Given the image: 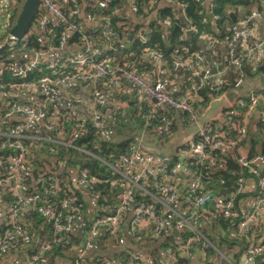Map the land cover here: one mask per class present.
Returning a JSON list of instances; mask_svg holds the SVG:
<instances>
[{"label":"built area","instance_id":"2783aa9c","mask_svg":"<svg viewBox=\"0 0 264 264\" xmlns=\"http://www.w3.org/2000/svg\"><path fill=\"white\" fill-rule=\"evenodd\" d=\"M113 0H101L102 5L108 6ZM156 0H154L155 2ZM175 3L181 12V17L188 21L185 16L186 4L180 0H168ZM154 2H152L154 4ZM158 2V1H157ZM205 6L210 12L213 6V0H204ZM130 8L134 13L139 12L138 0L130 1ZM120 11L115 10L118 14ZM212 12V11H211ZM48 13V15H47ZM81 13V0H39V17L38 24L35 25L39 35V41L47 49L34 50L33 59L27 63H20L22 59L12 60L11 57L16 53H25L28 49L29 30L13 48V53L0 57V94L2 92L31 93L37 99L34 102L22 100H6L4 105V116L8 118L13 114H24L26 121L13 125L9 131L0 130V138H6V141L0 142V151L8 148L19 150L17 156L0 155V219L5 218L8 224L15 227L12 231L7 229L0 236V258L4 253L12 249L13 239L18 236L27 239L29 232L26 228L18 226V222L24 211L38 212L46 216L47 220L52 221L56 228L62 230L65 234H71L75 230V223L81 216V210L75 203V197L71 192L74 187L82 189L83 192L95 201V209L92 215H89V228L85 233L84 247L78 252L74 264H82L85 256L95 248L96 240L114 238L120 247L129 256L128 264H154L155 258L151 257L136 249L135 245L127 243L129 239L139 241L141 235L153 234L157 231H166L174 235L173 242L164 252L159 264H176L178 257L198 258L199 264H234L227 258L209 239L208 234L201 228L202 220H209L216 210L225 217H231L234 214L236 193L242 192L246 186L244 177H239L237 181L238 191L227 195L226 193H215L208 187L200 175L191 171V165L204 164L208 158V151H214L218 148L222 150L234 149L236 142L227 141L225 135L220 133L212 135L214 130V121L210 120L204 127H199L197 133L185 140L177 150L176 162L171 160L155 163V156L152 153H143L140 150L138 141H133L129 146V152L123 155L116 163L105 162L112 171L115 178L111 181L116 185L115 195L109 199L104 195L99 202L100 194L97 190V183H105L110 180H101L91 176L86 169H76V185L72 183L70 171L67 170L63 161L58 162L54 171L45 176L39 177L34 184V192L37 195H25L22 191L24 188L22 173L33 170L32 163L26 159L28 147L23 143V139L33 140H50L58 142L68 147L84 149L77 147L72 143L87 126H92L101 137L108 136L114 126L119 122L120 116L116 110L109 115L106 111L107 100L103 96L101 88H95L92 93L93 109L88 118H80L74 104L67 99L63 87L71 82L79 81H102L105 86L112 88L119 94L131 92L128 84L133 88L145 94L151 101L152 110L144 116L143 125L145 129L155 128L154 133L159 139H171L174 136L175 126L173 120L165 116L164 123H157L155 111H175L184 115L181 119L189 124L196 123L199 125L204 111L208 108L212 100L220 99L225 92L232 87H238L246 80H253L254 85L245 92L234 105L222 110V121L225 122L229 109L235 105L247 106L244 123L237 126L241 135L246 134L247 126L245 119L252 117L256 111L258 115L264 117V110L257 109L259 103L264 98V82L256 86L260 75L264 78V73L260 72L264 66V35L261 33L259 22L263 19V14L254 12L253 14H243L239 10L233 13L235 21L231 26V35L226 42V48L229 56L228 64L236 68L234 85L224 89L223 83H216L213 77L224 71V65L217 57H211L212 51L219 44L220 40L215 36L198 30L195 26L188 23L187 28L180 39L183 40L186 35L192 33L199 34L202 41V47L192 56L178 58L172 66L168 64L164 53L155 49L146 47L144 54L149 57H155L162 61L157 68L155 78L148 81L142 74L136 70L112 66L113 59L107 57L106 52L109 49H115L109 42L96 40L93 35L86 32V25L83 20H78ZM17 17V16H16ZM210 17V16H209ZM81 18V17H80ZM2 19V20H1ZM16 19V18H15ZM11 4L9 0H0V26L7 28V32L13 26ZM87 21L101 22L104 26L102 29L103 36L109 40L110 37L118 39V34L110 26L108 16L98 17L92 11L86 14ZM104 22V23H103ZM166 25L167 30L172 26V21L166 19L161 21ZM63 25L66 27L67 34L61 38L59 44L53 43V34L47 35L48 25ZM99 28L94 29L97 31ZM77 33L80 42L70 43L71 35ZM150 30L139 28L134 30V37L142 43L149 39L147 34ZM190 33V34H189ZM8 35V34H7ZM6 35V36H7ZM6 38V37H5ZM5 40V39H4ZM3 40V41H4ZM3 42H0V45ZM70 43V44H69ZM123 47V44H120ZM72 49L74 52L65 60V54ZM28 53V52H27ZM47 55H53L49 60H42ZM12 60V61H11ZM40 61L46 62L49 75L36 81L24 80L18 83H12L5 80V70H12L14 77L24 78L28 72L38 66ZM167 67L173 72H181L186 78L184 86L181 88L179 95L173 94L167 85L166 75ZM71 68L70 70H68ZM209 88L211 100L203 111L195 107V103L201 101L199 93L204 88ZM54 106L58 115L60 111H66L74 119V131L70 139H66L63 133L61 117L53 116L49 113ZM156 119V120H155ZM175 122V120H174ZM175 125V124H174ZM32 127L42 128L43 133L32 134L29 129ZM236 160L243 167H247L249 172L257 180L258 192L254 197L252 209L245 212L239 223V231L243 235L251 229L258 226L260 210L264 208V169L257 167L258 162L264 163V155H257L249 159L243 155L236 156ZM214 166V163L210 164ZM215 168V167H213ZM67 180L66 195L61 198V210L56 211L55 206L47 200L42 199L47 192L56 193L55 187L60 188V178ZM52 183L50 185L42 186ZM223 183V182H222ZM104 191L106 188L104 187ZM184 192L189 199V208L180 210L176 207V200ZM11 193L14 201L8 208H4V196ZM136 194L140 199H136ZM175 232L179 235L176 236ZM186 233L190 236L183 237ZM123 236L124 241L121 240ZM105 237V238H104ZM175 246L177 251H173ZM49 249V244L43 242L40 246L39 254L32 256L31 260L35 261ZM207 250H213L215 255L207 254ZM264 252V244L255 245L250 243L245 251L251 261H256L258 253ZM110 255V256H109ZM101 264H123L121 260L113 257V254H104L99 258Z\"/></svg>","mask_w":264,"mask_h":264},{"label":"trees","instance_id":"16d2710c","mask_svg":"<svg viewBox=\"0 0 264 264\" xmlns=\"http://www.w3.org/2000/svg\"><path fill=\"white\" fill-rule=\"evenodd\" d=\"M88 1L91 2V5H93L90 11L98 17L108 16L109 24L118 34V39H113L112 37H110L109 40L106 39L102 33V29L104 27H100L95 32L93 31L94 29L86 27L87 34L93 35L97 41L102 40L106 43L109 42V44H112V46L115 47V49H109L106 52L107 57H111L113 59L112 66L114 68L121 67L133 69L139 74H142V70L140 68L141 66L148 67V63L144 61L143 58L146 47L155 48L163 52L165 59L170 66H172V63L176 59L192 56L199 49H201L202 41L199 34L192 33L191 35H186L183 40L180 39V37L184 35V28H187L188 23L195 26L200 31H205L215 36L221 43L226 44L231 35V26L233 25V20L228 11L229 9L235 10L238 17V10L242 9L243 14H253V9L255 8L258 9V12L262 13L264 17V0H213V6L210 9V12H208L204 0H180V2L186 4L185 16L188 21L181 17L179 9L165 7L158 15L159 19L152 21L148 27L142 23H138L134 26L135 30H138L139 28L150 30V33L147 34L149 37L148 41L146 43H142L134 37V29H132L128 24L130 21L125 14L127 0H113L108 6H99L100 10H98V6L94 5H102L101 0ZM157 1L159 0H156L155 2L154 0H138V7L140 10L137 15L146 17L149 13V9L152 7L151 5H157ZM152 2H154V4ZM21 3L22 0H16V5L12 10L13 20L16 18L21 9ZM116 9L120 11L118 14L115 13ZM38 15L39 11L37 12L33 27L30 29L31 33H29L28 36V49L25 53H32L34 50L45 51L47 49V47L38 39L39 35L36 30L37 26H35L38 24ZM77 19L81 20L80 17ZM166 19L172 21V26L167 30V32L159 22ZM66 30V27L63 25L50 24L47 27L46 34L55 35L53 43L58 45L61 38L67 34ZM77 42H80L79 35L77 33L72 34L70 43L72 44ZM120 44H123V47H121ZM73 52L74 51L72 49L67 51L64 55L65 60H67ZM12 60L14 61L16 59L13 58ZM27 62L28 60L23 59L20 63L24 64ZM47 65L48 64L46 62L40 61L38 66L29 71L27 76L24 78L14 77L13 71L6 69L4 71L5 80L12 83H18L24 80H39L50 74L47 69ZM70 69L71 68L68 70ZM259 70L264 73V70ZM234 75L235 74H233V72L230 73L229 78L225 81L227 84L223 86L224 89L234 85ZM211 93L215 95V92L208 87L200 91L199 97L202 99L194 104L195 107L199 108V112L203 111L204 108L208 106L211 100ZM131 94L123 93L119 94L118 97L124 101L127 100L128 96ZM9 100L18 99L13 97L9 98ZM257 109L264 110V98L259 103ZM4 110L5 108L0 106V130L7 132L18 122H5V119L3 118ZM151 110V103H145L140 111H137V114H139L137 116L139 117L137 121L144 122V116L149 114ZM246 110L247 106L235 105L228 110L229 115L225 122L221 123L218 120H215L213 123L214 130L212 135H218L220 133L224 134L227 141L233 140L236 142L234 149L222 150L218 148L214 151H208V158L204 164L190 166L191 171L200 175L203 182L206 183L215 193L221 192L222 189L227 190V195L235 193L238 191V178H246L247 175H252L247 167H243L236 160V156L240 155L239 149L241 147H246L247 144H249V154L247 157L249 159H253L257 155H264V117L258 115V119L253 125L250 124L249 121V123L246 124L247 132L244 136L237 130V126L245 124L244 118L247 115ZM58 111L60 113L59 115L54 106H52L49 113L53 116L61 117L64 136L66 139H70V135L74 131V119L70 117L66 111ZM117 111L118 115L121 117V109H117ZM256 111L252 113V116L257 114ZM155 115H157V123H164L165 116L171 118V120H173V127L175 126L174 120L178 116H180V118L184 116L178 112L170 110H157L155 111ZM132 117L136 118V114L133 113ZM43 134L46 136L48 135L47 133ZM6 140V138H0V142ZM168 140L169 139H164V141ZM132 142L133 140L131 139H124L117 143L108 141L104 139V137H101L90 125L87 126L86 130L78 135L76 139L72 140L73 144L84 149V151L50 140L23 139V143L28 147L26 159L32 163L33 170L31 172L22 173L24 184L22 192L25 195L34 194L39 196V193L34 192L33 189L34 184L36 185L37 179L39 177L44 178L50 174L54 171L58 162L63 161L68 168L86 169L93 177L95 176L96 178L104 181L110 180L105 183L100 182L96 184L97 190L101 193L99 202L104 201L103 199L101 200L104 195L109 200L115 195L117 187L116 185L111 184V181L115 178V176L112 175V171L105 162L113 164L116 163L123 155L129 152V146ZM18 154L19 150L16 148H8L7 150L0 151V155L4 156H17ZM176 161L177 160H171L170 162L175 163ZM211 163H214V166H211ZM256 166L259 167V165ZM41 185H50L51 187H54L53 182H46L45 184L42 182ZM70 187L72 188L71 192L75 197V203L81 210V216L77 219L75 228L78 223L82 222L83 233L78 234L74 230L71 234H65L62 230L56 228L52 221L47 220L46 216H43L38 212L27 211L23 217L26 218L28 224L24 226L19 221L18 226L26 228L29 232V237L25 239L24 237L18 236L16 239H13L14 244L12 249L23 247V251H26L29 259L31 260L33 255L39 254L41 244L43 242H47L49 244V249L37 260H35V262L42 263L46 258L50 257L53 262L59 259L65 261L64 264L75 263V258L77 257L78 252L82 249V247H84L85 233L89 228L90 216L87 210L89 203L84 198L83 190L74 187L72 184H70ZM104 187L107 192L104 191ZM55 189L57 190L56 193L47 192L46 195L41 198L47 200L55 206L56 211L59 212L61 210V198L67 194L66 191H68V193L70 192V190L67 189V180H64L61 177L60 188L58 189V186H56ZM244 191L245 188L242 192H238V194L236 193L234 213L238 201L244 195ZM257 192L258 189L256 193ZM8 197L9 201L12 203L15 197L11 195V193L8 194ZM140 197L141 196L138 194L135 196L137 200L140 199ZM110 202L112 201L109 200L108 203ZM242 216L243 214H233L231 217H225L214 210L210 220H208L211 221L210 231H206L210 241L234 264L239 263V257L247 250L250 243H254L255 245L257 244L256 236L258 226L251 229L246 234H242V236L238 235L239 223ZM259 224L260 223H258V225ZM7 229L14 231L15 227L5 222L0 226V236L3 235ZM190 235V233H186L183 237L186 238V236ZM106 238L108 239L100 238L96 240L95 248L85 256V261L82 264H101L99 258L104 254H113V257H116L117 260H121L123 264L129 263L128 254L125 250H120L121 246H118L119 243L117 244L116 240L109 236ZM173 238V234L162 230L153 232V234L141 235V239L139 241L129 239L126 242L135 245L138 251L154 257V264H159L157 261L162 257L161 252L171 246L170 244L173 242ZM121 240L124 241L123 236L121 237ZM236 246L239 249L237 252H235L234 249ZM172 247L174 249L173 251H177L175 246ZM207 254H211V256H213L215 255V252L213 250H207ZM186 261V258L178 257L176 264H186ZM141 264H143V262ZM254 264H264V252L258 253Z\"/></svg>","mask_w":264,"mask_h":264},{"label":"crops","instance_id":"0c3cea01","mask_svg":"<svg viewBox=\"0 0 264 264\" xmlns=\"http://www.w3.org/2000/svg\"><path fill=\"white\" fill-rule=\"evenodd\" d=\"M11 4V12L14 9V6L16 5V0H9ZM24 0H22L23 3ZM130 1L127 0V7L125 8V14L129 18V25L132 29L135 30V25L138 23H142L146 27L150 25L152 21L158 20V15L160 11L165 7H173L177 8V5L171 1L168 0H159L157 5H151V9H149V13L146 17L137 15L132 11L130 8ZM21 3V6H22ZM91 2L88 0H81V13L80 17L85 23L86 27L90 29L100 28L104 25L101 22H90L86 19V14L88 11H90ZM99 9V8H98ZM97 10V8H96ZM100 10V9H99ZM98 11V10H97ZM230 16L235 12V10L229 9ZM240 11L243 12L242 9ZM258 9H253V12L258 13ZM239 14V10H238ZM48 15V13H47ZM2 20V19H1ZM161 23V21H159ZM167 32V27L163 23L162 25ZM259 27L261 30V33L264 35V17L259 22ZM8 34L7 28L1 24L0 26V42H3L6 35ZM131 37V36H130ZM17 56L18 59H26L30 60L33 59L32 55L30 53H16L13 54L11 57ZM53 55H47L42 60H49ZM144 61L148 63V67L141 66L142 75L145 77L148 81H152L155 78V74L157 72V68L159 65L162 64V61L155 57H149L147 54L143 55ZM211 57H217L221 60L222 64L224 65V71L222 73H219L213 77V80L216 83H223L227 81V79L230 76V73L233 72V74L236 75V68L232 67L228 64L229 56L226 48L225 43H219L215 49L211 53ZM167 75H166V82L168 85L169 90L175 94L179 95L181 88L184 86L185 83V77L182 75L181 72H173L171 68L167 67ZM234 75V76H235ZM128 86L131 89V92L127 94H132L128 96L127 100H121L119 99V94L113 90L112 88H109L108 86H105L102 81H79V82H71L66 84L63 87V91L65 92L67 99L70 100L74 106L75 111L77 115L80 118H88L92 112L93 109V102H92V93L95 88H101L103 91V96L107 100L106 104V111L111 115L116 108L121 109V117L119 122L114 126L112 132L104 137V139L117 143L124 139H131L138 141L139 147L141 152L143 153H152L155 156V163L159 164L163 161L167 160H176L177 158V150L179 146L187 140L189 137L193 136L195 133L199 130V125L196 123H185L180 116H178L175 119V132L174 136L169 139L168 141H164L162 139H159V137L156 136L154 133L155 128L153 127L150 129H145L142 121H137L139 117H137L139 114H137V111H140V109L143 107L145 103H151V101L148 99V97L138 91L135 90L133 86L129 83ZM17 98L18 100L27 101V102H34L36 101L37 97L34 94L31 93H15V92H2L0 94V106H3V102L8 100L9 98ZM136 114V118L132 117L133 113ZM252 118V119H251ZM258 119V113L256 115H253L252 117H248V119H245V122L248 124L250 121V124H254L255 121ZM5 122H18L23 123L26 121L24 114H13L12 116L5 118ZM223 123V122H221ZM29 132L32 134H41L43 133L42 128L38 127H32L29 129ZM249 144L247 146H243L239 149L240 155H243L245 157H248L249 154ZM260 168L264 169V163L258 162ZM67 170L70 171V176L72 179V183L74 185L77 180V171L74 168H68ZM246 186L245 191L243 192L244 195L240 198L238 201V204L235 209V215L238 214H244L245 212L252 209V204L254 201L255 193L258 189L257 180L252 175H247L246 178ZM84 198L87 200L88 204V214L92 215L94 212V209L96 207L95 201L90 198L86 192H84ZM11 202L9 201V198L4 200V208H8ZM190 206L189 199L186 196V193L182 192L179 197L176 200V207L180 210H186ZM27 211H24L22 213L20 218V223L24 226L28 224L25 217H23L26 214ZM210 220V219H209ZM6 219L2 218L0 219V226L5 223ZM210 222L207 219L201 221V228L206 232L210 231ZM259 225L257 228V244L260 245L264 243V208L260 210V218H259ZM83 223L80 222L77 224L75 231L79 234L83 233ZM238 235L242 236V233L238 230ZM235 252H237L239 249L236 246ZM164 252V251H163ZM163 252H161V255L163 256ZM186 264H199L198 258L196 257H188L186 258ZM64 264L65 261L63 260H56L53 262V260L48 257L46 258L42 263L39 262H33L29 259L26 251H23L22 248H16V249H10L6 253L3 254V256L0 258V264ZM67 263V262H66ZM143 264H146L145 262ZM238 264H254V261L249 260L246 253L244 252L239 257V263Z\"/></svg>","mask_w":264,"mask_h":264},{"label":"water","instance_id":"95a60500","mask_svg":"<svg viewBox=\"0 0 264 264\" xmlns=\"http://www.w3.org/2000/svg\"><path fill=\"white\" fill-rule=\"evenodd\" d=\"M38 11L39 0L23 1L21 9L15 19L13 26L9 30V33L3 43L0 45V57L8 56L13 53V48L15 47V44L33 27V23L35 21ZM233 20L235 21L234 16ZM13 58L18 59L17 56H13ZM261 69L264 70V66H262ZM263 82L264 78L262 75H260L258 77L256 86H260ZM253 85V80L248 79L238 87L229 88L222 98L212 100L208 108L202 114L199 126L201 128L204 127L212 119H218L222 121V110L228 108L229 105H234L239 99V97L242 96L249 89H251ZM221 192L227 193V190L222 189ZM8 198L9 197L7 195L4 196L5 200ZM175 235L178 236L179 233L175 232Z\"/></svg>","mask_w":264,"mask_h":264}]
</instances>
